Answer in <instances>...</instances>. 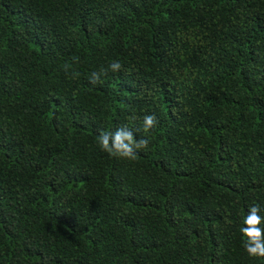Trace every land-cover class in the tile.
Here are the masks:
<instances>
[{"label": "trees", "instance_id": "1", "mask_svg": "<svg viewBox=\"0 0 264 264\" xmlns=\"http://www.w3.org/2000/svg\"><path fill=\"white\" fill-rule=\"evenodd\" d=\"M254 204L264 0H0V264H264Z\"/></svg>", "mask_w": 264, "mask_h": 264}, {"label": "clouds", "instance_id": "2", "mask_svg": "<svg viewBox=\"0 0 264 264\" xmlns=\"http://www.w3.org/2000/svg\"><path fill=\"white\" fill-rule=\"evenodd\" d=\"M119 61H113L109 68L113 72L121 69ZM93 84L100 82V74L93 73L90 78ZM158 123L157 117L154 114L145 115L143 118V131L148 133ZM98 144L101 149L109 155L118 158L135 159L137 149H147L149 140L141 138L136 140L133 131L122 126L114 132H101L98 138ZM260 211L259 205H252L249 209V214L244 218V224L247 227L241 228L243 237L246 238L244 244L245 250L249 256L264 257V231L259 227L261 217L258 215Z\"/></svg>", "mask_w": 264, "mask_h": 264}]
</instances>
